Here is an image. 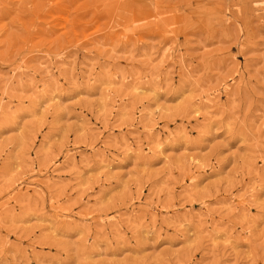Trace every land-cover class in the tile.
Returning <instances> with one entry per match:
<instances>
[{
    "label": "rangeland",
    "instance_id": "1",
    "mask_svg": "<svg viewBox=\"0 0 264 264\" xmlns=\"http://www.w3.org/2000/svg\"><path fill=\"white\" fill-rule=\"evenodd\" d=\"M0 264H264V0H0Z\"/></svg>",
    "mask_w": 264,
    "mask_h": 264
}]
</instances>
